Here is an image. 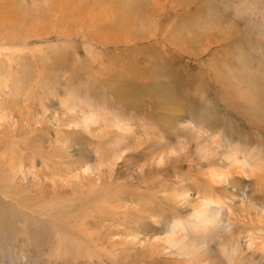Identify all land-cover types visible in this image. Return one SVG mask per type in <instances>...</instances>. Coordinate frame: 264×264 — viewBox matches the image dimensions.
I'll use <instances>...</instances> for the list:
<instances>
[{
	"label": "rangeland",
	"instance_id": "obj_1",
	"mask_svg": "<svg viewBox=\"0 0 264 264\" xmlns=\"http://www.w3.org/2000/svg\"><path fill=\"white\" fill-rule=\"evenodd\" d=\"M0 49V168L74 239L0 264H264V0H0Z\"/></svg>",
	"mask_w": 264,
	"mask_h": 264
},
{
	"label": "bare ground",
	"instance_id": "obj_2",
	"mask_svg": "<svg viewBox=\"0 0 264 264\" xmlns=\"http://www.w3.org/2000/svg\"><path fill=\"white\" fill-rule=\"evenodd\" d=\"M7 47L6 49L9 52L17 51L16 47ZM3 50L4 49H0V51ZM57 121L59 120L57 119ZM90 121L94 122V120ZM10 159L11 168H0V236L6 237L7 234L11 232L10 235L14 236L15 234L16 239L21 237V241L26 238L27 242H30L31 239L33 241L30 242V244L32 245L34 243V247H37V249L38 247L43 248L42 252H44L45 247L54 246L55 248H53L52 251L56 254L55 259H59V256L63 255L62 253L66 252V254H68V250H65L66 247L70 248V244L74 243V239L68 234L69 230L67 226L70 227V230L73 227L68 218L60 220V213H57L60 201H58L55 196H50L49 193H47V196H40V198H38L32 197L31 195H33V193H31L29 197V188L27 190L22 184L16 183L15 180H13L15 173L20 169V165H14L12 158ZM90 166L94 167L92 165ZM15 167L18 168L17 171H15ZM235 185L236 184L232 183L231 186L224 188V194L231 196L234 192L233 189L236 187ZM203 198L206 200L204 203V205H206L205 209H207L208 212L209 210H213V207L207 206L214 201L213 197L207 195V197ZM260 210V213H262L264 208ZM203 213L206 214L207 212L203 211ZM209 215L210 214H208V216ZM42 226H49L52 231L51 234L48 235L46 231L37 229V227ZM79 226V229L84 232L89 229V224L85 218H82ZM34 227L37 230H32ZM61 229L65 232L60 231ZM34 235H38L39 240L33 238L32 236ZM87 239L91 241L90 238ZM224 247H226V245H224Z\"/></svg>",
	"mask_w": 264,
	"mask_h": 264
}]
</instances>
